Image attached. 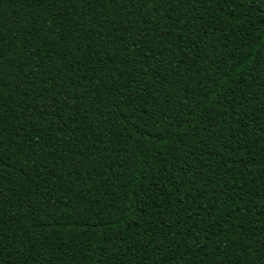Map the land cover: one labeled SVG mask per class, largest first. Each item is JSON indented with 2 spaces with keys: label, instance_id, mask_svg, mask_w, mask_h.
Wrapping results in <instances>:
<instances>
[{
  "label": "trees",
  "instance_id": "trees-1",
  "mask_svg": "<svg viewBox=\"0 0 264 264\" xmlns=\"http://www.w3.org/2000/svg\"><path fill=\"white\" fill-rule=\"evenodd\" d=\"M0 264H264V0H0Z\"/></svg>",
  "mask_w": 264,
  "mask_h": 264
}]
</instances>
